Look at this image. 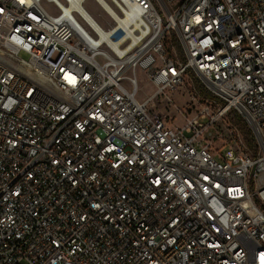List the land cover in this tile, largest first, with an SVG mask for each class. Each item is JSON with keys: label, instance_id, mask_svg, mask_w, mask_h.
I'll list each match as a JSON object with an SVG mask.
<instances>
[{"label": "built area", "instance_id": "built-area-1", "mask_svg": "<svg viewBox=\"0 0 264 264\" xmlns=\"http://www.w3.org/2000/svg\"><path fill=\"white\" fill-rule=\"evenodd\" d=\"M85 1L0 0V264H264V0Z\"/></svg>", "mask_w": 264, "mask_h": 264}, {"label": "rangeland", "instance_id": "rangeland-1", "mask_svg": "<svg viewBox=\"0 0 264 264\" xmlns=\"http://www.w3.org/2000/svg\"><path fill=\"white\" fill-rule=\"evenodd\" d=\"M45 7L48 10H52V4L50 3H44ZM85 7L87 10L94 15L98 20L102 22H106L108 20V15L103 10V8L99 5V3L96 0H86L85 1ZM20 57L28 60L29 55L25 52H21ZM140 82L143 85L146 81L144 76L139 72ZM144 90L141 92V96H145L146 93L152 94L154 92V89L149 84H146L144 87ZM188 88L187 86H181L179 90L175 93H170L172 97L176 100L179 106L183 107L184 104L189 100L190 96L187 94ZM151 113L155 116L162 115L163 118L166 120V116L169 115L173 121H169L167 124L170 128L177 129L178 127H181L184 124V118L177 114L176 111L173 109H170L168 107V104L162 100L160 97H156L155 102L153 105H150ZM239 130V127H237ZM240 131V130H239ZM221 146L219 142H216V147ZM225 148L223 147L220 152H223ZM217 159H220V154L216 152Z\"/></svg>", "mask_w": 264, "mask_h": 264}, {"label": "trees", "instance_id": "trees-1", "mask_svg": "<svg viewBox=\"0 0 264 264\" xmlns=\"http://www.w3.org/2000/svg\"><path fill=\"white\" fill-rule=\"evenodd\" d=\"M194 83L195 86L201 90V92L203 93V95H210V93H208V91H206L204 89V86L202 84V82L198 79V78H194ZM232 121L235 123V125L237 127H239V130L241 132V134L244 136V138L246 139V142L248 143V145L253 146L256 144V139H255V135L254 132L252 130L251 127H249L240 116H238L237 114H235L234 118L232 119Z\"/></svg>", "mask_w": 264, "mask_h": 264}, {"label": "snow or ice", "instance_id": "snow-or-ice-1", "mask_svg": "<svg viewBox=\"0 0 264 264\" xmlns=\"http://www.w3.org/2000/svg\"><path fill=\"white\" fill-rule=\"evenodd\" d=\"M21 2H23V0H21Z\"/></svg>", "mask_w": 264, "mask_h": 264}]
</instances>
